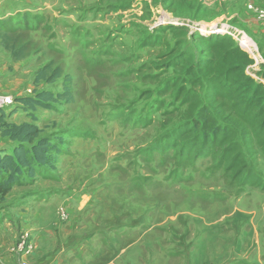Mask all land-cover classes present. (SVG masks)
Listing matches in <instances>:
<instances>
[{"label":"rangeland","instance_id":"1","mask_svg":"<svg viewBox=\"0 0 264 264\" xmlns=\"http://www.w3.org/2000/svg\"><path fill=\"white\" fill-rule=\"evenodd\" d=\"M198 4L0 0V94L53 95L33 109L16 106L9 120L35 124L58 149L53 168L0 195V230L35 195L49 221L87 224L123 264H264V148L250 131L243 143L238 131L243 176L227 166L225 147L212 144L191 109L210 108L219 125L242 122L240 110L186 73L187 59L207 56L202 37L188 41L195 28L228 25L257 45L262 66L246 74L264 86V26L220 17L242 14L241 0ZM191 122L194 130L182 133ZM194 132L191 151L184 147ZM0 145L11 151L1 136ZM86 237L66 243L86 246Z\"/></svg>","mask_w":264,"mask_h":264},{"label":"trees","instance_id":"2","mask_svg":"<svg viewBox=\"0 0 264 264\" xmlns=\"http://www.w3.org/2000/svg\"><path fill=\"white\" fill-rule=\"evenodd\" d=\"M190 37L188 41L193 44L201 37L208 43L205 49L200 50V54L207 56L187 59L189 63L186 66V73H191L195 78L204 77L208 96L217 91L231 98L234 106L239 108L243 121L219 125L216 124L210 108L202 107L198 112L193 108L191 112L211 133L212 144L218 142L225 147L223 153L227 166L230 165L234 172L243 176L245 165H242L244 160L241 159L242 148L241 144L235 141V137L237 132L242 130L240 141L244 139L243 143L250 144L252 137L247 134V131H250L264 148V86L246 74V69L253 61L232 38L219 35L203 37L198 33L191 34ZM180 54L185 55L182 50ZM258 75L264 78V66ZM52 97L49 92H41L34 99L19 98L15 100L11 112H0V136L12 144L11 151L0 148L1 196L10 192L13 186L31 180L35 174H43L44 167L53 168V156L57 154V146L47 138L40 137L41 130L35 124L29 122L16 124L9 120L15 113L16 106L33 109L36 105L45 104ZM183 128L182 133H189L194 130L195 124L191 122ZM206 134H203L202 138H205ZM196 138L199 137L195 136L194 132L193 139L184 148H192L193 151L192 146Z\"/></svg>","mask_w":264,"mask_h":264},{"label":"crops","instance_id":"3","mask_svg":"<svg viewBox=\"0 0 264 264\" xmlns=\"http://www.w3.org/2000/svg\"><path fill=\"white\" fill-rule=\"evenodd\" d=\"M189 1L191 2V0ZM197 1L199 2L198 5L201 6L202 4L204 6H214L213 4L215 3H220V5L223 6L221 2H234V0H210V4L212 5H208L203 2L204 0ZM241 3L242 4L239 5L240 8L244 5L242 14L239 15L228 12L225 15L222 14L220 17H225L227 15V17L232 19L235 18L237 22L240 21V23L246 27V20L250 21L247 17H250L257 22L255 23L256 25L264 26L263 23L255 19L253 12L250 10V6L252 5L264 7V0H241ZM233 7L234 6H230V8ZM247 28H250L249 25ZM260 28L263 29V27ZM258 36L262 38L264 33ZM256 39L258 40V38ZM262 49L264 51V46ZM0 148L4 147L0 145ZM21 202L22 209L17 213L18 216L15 217V220L12 219L14 221L11 222L9 220L7 224H3L0 230V264H21V262L25 260L14 251L15 245L23 235H26L34 243V250L29 259L30 264H123V262L127 260L115 258L116 256L113 254V249L108 245V242L104 245L102 243L100 244L95 238H90L87 224L83 226L77 225L78 222L76 219L70 216L69 220L64 224L62 223L61 226L54 221H49L48 215L42 206V201L35 197V195L32 197L27 196ZM83 229L85 231H83ZM6 230L8 232H6ZM84 234L88 236V238H85L86 246L80 244L76 248H71L69 246L70 244L66 243L68 238L71 240L74 236H82ZM74 239L80 240L79 238ZM62 241H65V243H62ZM90 244L93 245V247H91L92 249L89 248ZM91 256H93L92 259H90ZM126 264H129L128 261H126Z\"/></svg>","mask_w":264,"mask_h":264},{"label":"built area","instance_id":"4","mask_svg":"<svg viewBox=\"0 0 264 264\" xmlns=\"http://www.w3.org/2000/svg\"><path fill=\"white\" fill-rule=\"evenodd\" d=\"M250 10L253 12L256 20L260 23H264V8L258 5L250 6ZM200 36L206 37L210 35L228 36L232 38L240 47L241 50L246 52L252 59L253 64L246 69L258 68L263 62L257 45L252 39L242 30L230 27L228 25H213L210 27H196L194 30ZM248 70V71H247ZM249 75V73H247ZM15 106V100L10 95L0 94V112H6V108ZM57 216L60 221L64 222L68 219V214L63 207H59L57 210ZM34 250V243L26 235L19 238L17 244L14 247V251L25 260L21 264H30L29 259Z\"/></svg>","mask_w":264,"mask_h":264},{"label":"bare ground","instance_id":"5","mask_svg":"<svg viewBox=\"0 0 264 264\" xmlns=\"http://www.w3.org/2000/svg\"><path fill=\"white\" fill-rule=\"evenodd\" d=\"M165 23V22H164Z\"/></svg>","mask_w":264,"mask_h":264}]
</instances>
